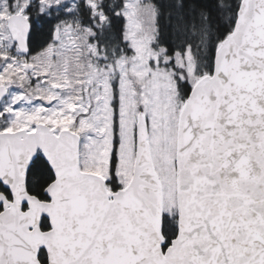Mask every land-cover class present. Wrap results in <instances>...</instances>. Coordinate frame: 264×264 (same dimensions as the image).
<instances>
[{
  "label": "snow or ice",
  "instance_id": "snow-or-ice-1",
  "mask_svg": "<svg viewBox=\"0 0 264 264\" xmlns=\"http://www.w3.org/2000/svg\"><path fill=\"white\" fill-rule=\"evenodd\" d=\"M0 264H264V0H0Z\"/></svg>",
  "mask_w": 264,
  "mask_h": 264
}]
</instances>
